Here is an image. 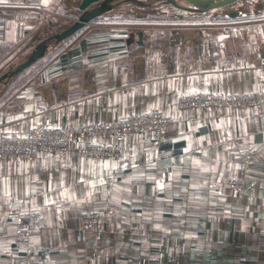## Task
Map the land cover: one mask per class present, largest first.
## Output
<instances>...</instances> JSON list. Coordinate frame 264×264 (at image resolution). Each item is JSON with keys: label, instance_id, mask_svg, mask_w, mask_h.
<instances>
[{"label": "crops", "instance_id": "1", "mask_svg": "<svg viewBox=\"0 0 264 264\" xmlns=\"http://www.w3.org/2000/svg\"><path fill=\"white\" fill-rule=\"evenodd\" d=\"M80 1L0 0V75L52 23L66 29L58 16ZM231 9L247 15L216 9L189 27L172 15L140 29L114 9L0 84V133L25 134L44 112L57 125L161 106L180 118L160 149L151 133L132 132L121 158L0 160V264H264V106L177 105L183 92L264 88V0ZM236 178L244 189L230 186ZM91 211L102 222L84 231Z\"/></svg>", "mask_w": 264, "mask_h": 264}, {"label": "built area", "instance_id": "2", "mask_svg": "<svg viewBox=\"0 0 264 264\" xmlns=\"http://www.w3.org/2000/svg\"><path fill=\"white\" fill-rule=\"evenodd\" d=\"M40 14L34 22L44 23L46 14ZM72 38L67 40L72 41ZM264 66V58L260 60ZM177 105L180 108L199 107L208 111L211 107H254L264 106V88L256 91L231 93L226 90L208 92H183ZM180 118L167 113L164 107L143 113H128L116 120L87 122L81 125H57L44 112L43 118L36 122L25 134L0 133V160L8 159L15 163L34 161L41 153L58 155L63 159L71 155L91 157L121 158L124 154L123 142L132 132L153 135V145L160 149L166 140L169 126ZM114 137L111 141L110 137ZM230 186L242 190L244 179H233ZM98 211L83 214V229L88 231L102 222ZM18 235L27 237L32 233L31 223L22 219L16 222Z\"/></svg>", "mask_w": 264, "mask_h": 264}, {"label": "water", "instance_id": "3", "mask_svg": "<svg viewBox=\"0 0 264 264\" xmlns=\"http://www.w3.org/2000/svg\"><path fill=\"white\" fill-rule=\"evenodd\" d=\"M131 1L147 6L151 5L150 2H145L142 0ZM166 1L172 3L174 6L178 7L181 10L196 14H203L216 9H224L225 16L228 18H235L247 15L244 11L237 9H231L229 11L226 10L228 7L236 4L240 0H186L190 3V5L179 4L176 0ZM116 4L117 3L115 2V0H81L79 4V9L82 11V13L80 14V16L76 18L74 22L66 29L55 32L52 35L39 41L24 61L18 63L17 65L0 75V84L10 79L12 76L24 71L25 69L33 65L35 62H37L46 54L47 50L49 49L52 43L60 42L73 37L81 29H83V27L92 22L94 19L99 18L107 12L114 10ZM139 36L141 38L139 42L142 43L143 31L139 32ZM128 41L130 42L131 40Z\"/></svg>", "mask_w": 264, "mask_h": 264}, {"label": "rangeland", "instance_id": "4", "mask_svg": "<svg viewBox=\"0 0 264 264\" xmlns=\"http://www.w3.org/2000/svg\"><path fill=\"white\" fill-rule=\"evenodd\" d=\"M143 1L150 2L151 5L147 6L143 4H138L136 2H132L131 0H128V1L120 0L117 3L118 5L115 7V11L121 12V15H123L122 19L123 20L125 19V21L128 20L130 23L132 22V27L135 29L149 28L148 26H146V22H150V20L160 21L172 15H178L179 18H175L174 22H177L179 26L189 27L191 26L190 24L194 20L193 16L198 15L196 13L181 10L166 0H143ZM176 1L179 4L189 3V2H186L185 0H176ZM220 12L221 10H216L215 12H211V13L220 14ZM81 13L82 11L79 9V6L73 7L69 5L64 10L63 12L64 15L58 16V20L61 21V19H64L65 22L64 23L62 22L61 25L65 26V23H66V27H67L68 25L70 26L74 22V20L80 16ZM139 15H142L144 18H140ZM55 23H57V21L52 23L51 26H49L50 24L47 23L48 24L47 26H49V28L51 27L53 31L50 34L47 33L48 35L46 37L55 33L54 29L59 27V25H55ZM134 24H137V25H134ZM26 57H22V59H20V61H18L17 63H14V65H12L11 68L17 65L18 63L24 61Z\"/></svg>", "mask_w": 264, "mask_h": 264}, {"label": "bare ground", "instance_id": "5", "mask_svg": "<svg viewBox=\"0 0 264 264\" xmlns=\"http://www.w3.org/2000/svg\"><path fill=\"white\" fill-rule=\"evenodd\" d=\"M120 0H115V2L116 3H118ZM143 1V0H142ZM186 1V0H185ZM186 2H188V1H186ZM181 4V3H180ZM118 4H116V6H117ZM182 5H190V3H187V4H182Z\"/></svg>", "mask_w": 264, "mask_h": 264}]
</instances>
